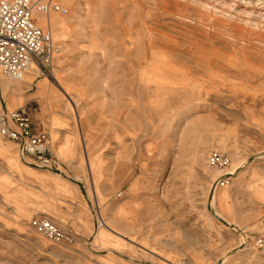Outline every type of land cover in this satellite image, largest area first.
Listing matches in <instances>:
<instances>
[{
  "label": "rangeland",
  "instance_id": "obj_1",
  "mask_svg": "<svg viewBox=\"0 0 264 264\" xmlns=\"http://www.w3.org/2000/svg\"><path fill=\"white\" fill-rule=\"evenodd\" d=\"M58 1L66 15L36 14L56 79L32 78L53 96L27 84L9 101L0 73V112L35 105L63 173L0 136V264H264V0ZM36 211L77 243L34 231Z\"/></svg>",
  "mask_w": 264,
  "mask_h": 264
},
{
  "label": "built area",
  "instance_id": "obj_2",
  "mask_svg": "<svg viewBox=\"0 0 264 264\" xmlns=\"http://www.w3.org/2000/svg\"><path fill=\"white\" fill-rule=\"evenodd\" d=\"M66 15L68 8L58 0H0V73L14 80H23L35 67L41 75L55 80L54 59L60 45L54 41L50 27L37 22V13ZM35 105L18 109L3 108L0 112V136L12 141L21 158L38 168L63 173V163L51 148L49 134L36 125ZM226 154L211 153L207 163L211 168L228 165ZM30 227L58 244L73 245L78 237L49 216L36 211Z\"/></svg>",
  "mask_w": 264,
  "mask_h": 264
},
{
  "label": "crops",
  "instance_id": "obj_3",
  "mask_svg": "<svg viewBox=\"0 0 264 264\" xmlns=\"http://www.w3.org/2000/svg\"><path fill=\"white\" fill-rule=\"evenodd\" d=\"M52 14H50L49 16L46 17V21L49 20V17L51 16ZM37 22L39 24V21L37 19ZM46 24H49V23H46ZM40 25V24H39ZM41 26V25H40ZM43 27V26H41ZM31 74V78H27L25 79L24 81H20V82H9V81H4L5 83H7V86L4 85V82H3V89H4V93L8 96L9 98V101H13V96H14V91H23L25 89V85H29L31 84L32 88L33 86H35V92L38 94V95H44V99H48V97H52V93L50 94H47L45 93V90H44V87H45V82H44V78L43 77H35L33 80V76L34 74L32 73H29ZM32 80V81H31ZM13 84V88L11 90V92L13 93H9L10 92V85ZM65 96V95H64ZM69 97V96H68ZM68 100L71 98H67ZM29 105V104H28ZM27 104L26 105H23V106H28ZM22 107V106H21ZM53 125H56V126H63L66 124V122L64 120H62L63 118H59V117H54L53 118ZM46 121L47 124H51V119H44ZM56 150V153L61 156V158L65 159L66 157H71L74 155L73 153V146L71 145V139L69 137H66L63 141V143L59 146H57L55 148ZM6 158L8 159V162L10 164H12L13 166H15L17 169H20L21 167V164L17 158V156L15 157V155L13 154L12 151H7L5 154ZM91 158L90 157H87L86 158V164H87V167H86V170H87V174H88V177L91 178L93 180V177H94V174L93 173H97L98 175V170L97 168L95 167H92L91 168V165H90V162L89 161ZM92 160V159H91ZM95 160V159H93ZM29 171L30 173H33V174H36V175H39V173L37 172V170L35 168H32V167H29ZM65 189V188H64ZM24 211V209H23ZM53 219V218H52ZM102 219V218H101ZM103 220V219H102ZM104 221V220H103ZM58 222V221H56ZM59 223V222H58ZM103 225L105 226V224L103 223Z\"/></svg>",
  "mask_w": 264,
  "mask_h": 264
},
{
  "label": "bare ground",
  "instance_id": "obj_4",
  "mask_svg": "<svg viewBox=\"0 0 264 264\" xmlns=\"http://www.w3.org/2000/svg\"><path fill=\"white\" fill-rule=\"evenodd\" d=\"M60 15H62V14H60ZM40 18H45L46 19V16L45 15H42ZM44 21V20H43ZM50 26V25H49ZM150 59V58H149ZM151 61V60H150ZM34 68V67H33ZM33 68H31V73L32 74H34V72H35V70L33 69ZM28 74V73H27ZM27 78H30V77H24L23 78V80H15L14 82H20V81H24L25 79H27ZM60 84V83H59ZM63 84V83H62ZM61 85V84H60ZM5 86H7V83L5 84ZM66 88V89H65ZM65 88H63L62 87V89H61V91H62V93L64 94V95H68V92L69 91H67L68 89H67V87L65 86ZM70 96V95H69ZM241 168V166L238 168V169H240ZM238 169H237V171H238ZM218 183V182H217ZM217 183H215L214 185H213V187H212V189H211V193H210V197H211V199L213 198V194H214V191H215V188H216V186H217ZM210 203V202H209ZM218 217H220L221 218V216L220 215H217ZM99 219V218H98ZM105 223V222H104ZM100 224L101 225H103V222H102V220H100ZM100 225V226H101ZM230 225H232V224H230Z\"/></svg>",
  "mask_w": 264,
  "mask_h": 264
},
{
  "label": "water",
  "instance_id": "obj_5",
  "mask_svg": "<svg viewBox=\"0 0 264 264\" xmlns=\"http://www.w3.org/2000/svg\"><path fill=\"white\" fill-rule=\"evenodd\" d=\"M252 160V159H251ZM224 223H227L226 221H223ZM232 226V225H231ZM233 227V226H232Z\"/></svg>",
  "mask_w": 264,
  "mask_h": 264
}]
</instances>
